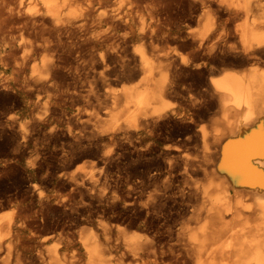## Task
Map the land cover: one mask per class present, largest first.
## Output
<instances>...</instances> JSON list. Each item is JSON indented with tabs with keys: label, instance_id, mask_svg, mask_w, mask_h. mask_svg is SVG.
<instances>
[{
	"label": "bare ground",
	"instance_id": "1",
	"mask_svg": "<svg viewBox=\"0 0 264 264\" xmlns=\"http://www.w3.org/2000/svg\"><path fill=\"white\" fill-rule=\"evenodd\" d=\"M140 3L149 22L134 17ZM185 20L197 30L183 34ZM163 42L188 48L189 58L163 52ZM70 57L83 59L96 85L71 96L64 160L81 149L119 150L103 152L98 171L64 172L70 195L57 204L65 220L55 224L59 232L43 234L32 227L37 217L30 221L14 206L0 213V264H264L260 0H0V63L12 74H0V87H20L24 97L58 87ZM227 60L248 66L211 77L198 87L200 102L190 99L191 87H180L187 72L216 73L212 67ZM185 94L188 109L169 110V98ZM212 113L210 129L198 124ZM38 115L32 120L40 124L46 113ZM179 122L195 130L160 148L164 167H152L161 135ZM132 138L145 148L120 166V148ZM198 174L202 183L193 179Z\"/></svg>",
	"mask_w": 264,
	"mask_h": 264
},
{
	"label": "rangeland",
	"instance_id": "2",
	"mask_svg": "<svg viewBox=\"0 0 264 264\" xmlns=\"http://www.w3.org/2000/svg\"><path fill=\"white\" fill-rule=\"evenodd\" d=\"M260 4L264 6V0H260ZM139 6V9L136 8L134 11V17H136L137 22H149L151 20L150 16L143 10V7L146 6V4L140 3ZM183 23V26L180 25L183 34H185L189 28L191 31L197 30L196 23L193 22L192 24H189V21H183ZM163 27L170 28L169 25L165 24ZM184 31L186 32L184 33ZM228 36L224 38L228 41V44L230 43L233 46L237 45V39L233 38V36H231L232 38L230 35ZM164 43L165 42L160 45L162 46V51L164 50L163 52L168 51L180 60L189 58L191 50L188 48L181 47L179 44H175L176 46L178 45V47H176L174 46V43L171 42H168L167 44ZM67 60L68 63L65 64L66 66L63 70V75L59 77L58 87H46L34 90L28 97L18 94L19 92L17 90L20 87H0V213L10 210L12 206L17 207L22 216L26 219L31 221V217H33V219L37 217L36 220L39 224L32 227H35L36 229L41 228V230H44L42 228H45V230H48L43 233L45 235H51L54 233L53 228L57 222L62 224L65 221L60 209L62 207L59 205L64 199L65 201H62L61 204L67 202L69 197L67 196L69 194V188L62 185V183L69 175L70 171L72 173L81 168H94L98 171L103 165L100 160L101 154L106 152V150H113L112 152L115 154L119 150L116 146L112 147L107 145L99 146L98 149L93 147V151H90L91 153L89 150L81 149L77 150L73 156H69L64 160V157L62 156L63 148L68 149L70 144V139L65 133V129L67 126L66 117L73 113L71 108V96L78 93L85 94L88 87H91L92 85V87H95L94 85H96L94 84L95 80L92 76L85 75L86 69L83 65V59L76 60L70 57ZM230 62V60H227L225 63L226 65L224 64L225 67L222 63L221 65L220 63H216L217 65L215 64L212 67V70H216V73H211L208 69L195 72L189 71L187 72L188 74L186 73V75L184 74L182 76L183 80L180 87H191L190 99L198 103L201 100V89L198 87H208V81L211 77L219 75V72L224 68L233 67L236 70L241 71L248 66L242 64V62L238 60V63L236 61L232 62L233 64ZM229 63L230 66H227ZM0 74L9 79L12 76L11 69L4 67L1 63ZM90 82L93 84L91 85ZM132 82L134 81L129 80L121 83L115 81L107 87H119L125 83L132 84ZM9 88L12 89L9 90ZM75 102L81 105L82 100H77ZM168 105L169 110L177 112L187 110V95H183L182 98H169ZM46 107L48 108L44 111V108ZM29 111H31V113ZM37 113H42L43 115L46 113V119L40 122L41 125L32 120L34 117L39 116ZM215 116L216 115L212 113L198 122V124L204 125L210 129L213 126L212 120L215 119ZM177 124L169 127V130L161 135L160 145L155 151H153V160L151 161L152 167H164V160L157 157L159 151H161L160 148L174 145L177 138L182 139L191 135L195 130L193 126L185 127L181 122ZM72 125L73 127L75 126V128L77 127L78 130L80 129L76 124L72 123ZM125 144L126 142L123 144L124 147H121L120 149L126 154V160L120 159L117 161L120 166H125L126 162L135 160L137 158V152L145 148V144L136 138H132L130 143L126 146ZM113 148L115 149V152ZM135 149L136 152H134ZM96 150L97 152L95 153ZM83 151L87 152L88 155H81ZM132 157L134 159H132ZM64 172L69 173L67 175ZM178 173L180 176L179 181L184 183V180L181 178V171L178 170ZM193 179L201 183L204 181V178L200 174L194 176ZM56 199H60L61 201H55ZM78 200L79 199L77 198L76 201ZM57 204L59 205L57 206ZM46 213L48 218L45 216ZM75 230L79 229L77 228ZM57 232L59 231L56 230L55 233Z\"/></svg>",
	"mask_w": 264,
	"mask_h": 264
}]
</instances>
